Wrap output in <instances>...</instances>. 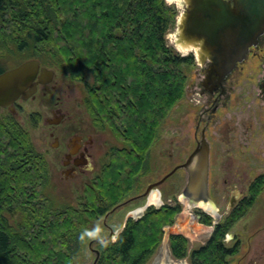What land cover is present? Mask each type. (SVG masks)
Returning <instances> with one entry per match:
<instances>
[{"label": "trees", "instance_id": "trees-1", "mask_svg": "<svg viewBox=\"0 0 264 264\" xmlns=\"http://www.w3.org/2000/svg\"><path fill=\"white\" fill-rule=\"evenodd\" d=\"M176 16L166 0H0V62L8 54L37 59L83 83L94 125L123 141L131 160H116L78 207L57 204L46 193L49 164L29 131L0 119V264H76L95 236L92 225L121 200L123 167L134 159L145 167L196 63L168 44ZM7 70L0 63V74ZM181 211L176 201L129 220L116 241L97 244L94 264H147ZM222 239L193 250L189 263L229 264ZM170 249L184 259L189 241L173 235Z\"/></svg>", "mask_w": 264, "mask_h": 264}, {"label": "flooded vegetation", "instance_id": "flooded-vegetation-1", "mask_svg": "<svg viewBox=\"0 0 264 264\" xmlns=\"http://www.w3.org/2000/svg\"><path fill=\"white\" fill-rule=\"evenodd\" d=\"M182 10L180 16L187 11V7L182 6ZM263 61L264 34L259 38L258 45L250 48L246 58L238 63L236 68L224 79L210 74V62L201 66L202 80L199 95L204 98V108L201 116L192 119L191 124L187 126L193 130L192 138H187V141L191 142L192 149L188 158L196 150H200L208 157L207 199L200 201L196 206L190 204L195 209L192 211L193 220L202 227V240L195 249L209 245L216 236L223 237L220 243L224 251L229 253L226 255V262L229 264H244L245 262L253 264V260L250 263V258L248 259L254 248L252 241H256L257 238L262 239L263 231L261 232V230L264 224V115H255V117L250 115L246 119L239 116H223L212 119L208 116L216 115L223 108L227 110L226 98L235 93L234 86L231 85L235 73L238 72L239 76L247 77L248 69ZM54 81L55 77L50 84L39 83L37 92L31 98L28 100L19 99L12 105L13 108L11 106L0 108V119H15L22 125L20 113L24 110L21 103L34 100L38 96H52L57 89ZM263 82L264 79L262 81V97H264ZM54 106L51 117L44 120L40 118L39 113H34L29 119L33 128H37L43 121L50 130V137L53 138L52 148L63 151L61 169L63 183L78 181L84 187V191L93 192L97 188L98 182L105 181L109 171L113 170V163L116 160H121L123 165L126 162L130 163V157L123 155L126 154V146L123 141H120L122 146L105 147L106 141H102L101 135H94V131L103 132L108 128H98L90 116L88 119L90 125L85 132L78 130L70 136L62 137L63 135L58 133V129L71 123L72 119L59 97L54 102ZM206 114L208 116L205 118ZM186 161L174 169L179 167L178 170H186L188 182V170L182 167ZM131 163H133L132 168L123 167L125 182L121 200L108 208L102 216L106 221L120 209L134 206L128 212L129 217L123 229L118 231L116 236L124 230L129 220H134L132 214H140L144 209L147 211L152 207V197L151 204H147L143 210L139 207L141 198L147 199L152 192V183L147 184L143 193H138L141 176L149 170V160L146 161L142 170L138 169L135 159ZM151 172L149 170V173ZM145 213L136 220L142 218ZM251 219L255 220L254 227H250L252 222L248 223ZM105 221L104 225H107ZM240 224H242V228L239 229ZM171 236L168 240L169 247ZM228 240L231 243H228ZM195 249H191V251ZM245 257L247 259L243 261Z\"/></svg>", "mask_w": 264, "mask_h": 264}, {"label": "rangeland", "instance_id": "rangeland-1", "mask_svg": "<svg viewBox=\"0 0 264 264\" xmlns=\"http://www.w3.org/2000/svg\"><path fill=\"white\" fill-rule=\"evenodd\" d=\"M166 2L175 9L177 15L174 28L170 30L167 35L168 44L172 46L177 53L181 54V56L193 55L196 63L189 75L183 100L173 108L160 127L158 139L147 157V162L149 160V170L152 172L149 173V170H147L146 174H142L138 193H143L147 184H154L162 180L170 174L177 165L186 161L192 150L191 142L187 141V138L190 139L193 136V130L190 126H187L191 124L192 119L201 116L202 109L204 108V98L199 95L201 91L200 82L202 80L200 71L203 65L197 61L195 54L188 50L185 51L184 49H180V47L175 45V33L177 22L182 12V6H180L178 2L170 3L168 0H166ZM23 62L25 61L20 56L8 54L2 58L0 63L5 68L11 69ZM50 69L55 71L54 85L57 86L55 94L47 97L38 96L34 100L21 103L24 111H21L20 117L22 118L23 127L29 131L36 149L44 154L49 164L50 183L46 188V193L54 199L53 201L57 204H71L78 207L81 198L84 197V187H82L78 181L72 183L62 182L61 169L63 166V151L52 148L53 138L50 137V130L47 125L42 121L37 128H33L30 124L29 117L34 113H39L40 118L44 120L51 117V111L55 107L54 102L59 97L65 110L69 112L72 122L59 128L58 133L62 134V137H64L70 136L78 130L85 132L90 125L88 121L89 114L84 107V98L86 96L85 86L83 83L74 81L68 76L63 75L55 68ZM246 74L247 77H241L238 72L235 73L231 83V85L234 86L233 90L235 93L226 98V103L228 105L227 110L223 108L216 115L210 114L208 116L206 114L204 115L205 118L207 116L208 118L212 117V119L223 116H239L246 119L250 115L252 117H255V115H264V97H262L264 61L252 65ZM94 135H101L102 141H106L104 144L105 147L113 145L122 146L120 140L109 129L103 132L94 131ZM171 142L173 143L171 144ZM187 184V172L184 169H180L160 187L152 191L147 199L141 198L139 204L141 210L150 203L151 197L152 206L155 208H161L165 204L174 205L176 201L182 206V212L176 215L173 224L164 228L163 240L147 264H189V258L192 253L191 249H195L199 246L202 240V227L193 220L192 211H195V209H193L190 203L182 197ZM157 193H159V195ZM158 196L160 197V201ZM153 200H157L160 203ZM133 208L134 206L120 209L106 221L103 217H100V219L92 225L95 233L94 238L83 247L82 254L78 258L76 264H94L97 244L102 240L116 241L118 231L123 229L129 217L128 212ZM145 211L146 209L140 214H132V219H138ZM104 221L107 225H104ZM249 222H252L250 227H254L256 224L253 219L248 221V223ZM262 226V239L257 238L256 241H252L254 248L251 252V256L248 257V259L250 258V263L251 260H253V264H264V224ZM238 228H242V224H240ZM174 234L183 235L185 238L187 237L189 241L188 255L184 259L176 260L171 253L168 240L169 237ZM228 243L231 242L228 240ZM246 259L247 257H245L243 261ZM244 264H249V262H245Z\"/></svg>", "mask_w": 264, "mask_h": 264}, {"label": "water", "instance_id": "water-1", "mask_svg": "<svg viewBox=\"0 0 264 264\" xmlns=\"http://www.w3.org/2000/svg\"><path fill=\"white\" fill-rule=\"evenodd\" d=\"M187 7L178 19L175 45L192 52L209 72L224 79L257 46L264 34V0H183ZM55 71L42 67L37 59L27 60L0 74V108L12 107L19 99L28 100L37 92V85L50 84ZM264 92V82H263ZM13 108V107H12ZM208 157L196 150L182 166L188 170V184L182 194L196 206L207 199ZM179 169L152 184L160 187Z\"/></svg>", "mask_w": 264, "mask_h": 264}, {"label": "bare ground", "instance_id": "bare-ground-1", "mask_svg": "<svg viewBox=\"0 0 264 264\" xmlns=\"http://www.w3.org/2000/svg\"><path fill=\"white\" fill-rule=\"evenodd\" d=\"M170 3H173V2H178L179 5H182L181 4V0H168ZM177 5V4H176ZM183 11V10H182ZM179 47V46H178ZM181 49V48H180ZM186 51V50H185ZM159 195V193H157ZM160 203V202H159Z\"/></svg>", "mask_w": 264, "mask_h": 264}]
</instances>
